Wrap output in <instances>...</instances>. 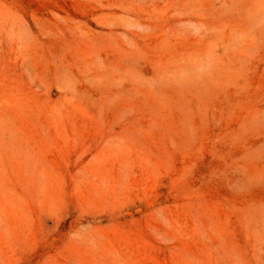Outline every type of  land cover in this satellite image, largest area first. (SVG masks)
<instances>
[{"label": "rangeland", "instance_id": "rangeland-1", "mask_svg": "<svg viewBox=\"0 0 264 264\" xmlns=\"http://www.w3.org/2000/svg\"><path fill=\"white\" fill-rule=\"evenodd\" d=\"M0 264H264V0H0Z\"/></svg>", "mask_w": 264, "mask_h": 264}]
</instances>
